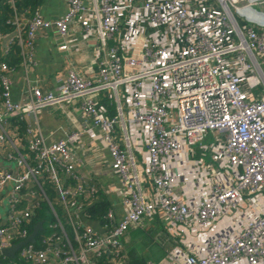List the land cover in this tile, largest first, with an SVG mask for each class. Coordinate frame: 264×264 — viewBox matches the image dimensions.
Returning a JSON list of instances; mask_svg holds the SVG:
<instances>
[{
    "label": "built area",
    "instance_id": "2783aa9c",
    "mask_svg": "<svg viewBox=\"0 0 264 264\" xmlns=\"http://www.w3.org/2000/svg\"><path fill=\"white\" fill-rule=\"evenodd\" d=\"M7 2L0 148L14 165L0 166V191L9 187L0 254L30 236L34 186L47 176L64 220L54 210L55 237L43 248H19L16 256L31 264H128L126 233L155 219L175 241L169 264H264V0H67L54 19ZM76 23L99 70L86 78L70 65L56 89H43L28 76L37 36L53 30L66 51L76 45ZM18 51L19 64H11ZM17 67L27 74L22 100L11 92ZM105 94L116 104L113 116L99 104ZM76 103L93 126L56 141L32 137L30 128L22 136L10 123ZM86 133L108 151L120 180L119 201L100 229L85 222L100 191L73 151Z\"/></svg>",
    "mask_w": 264,
    "mask_h": 264
},
{
    "label": "crops",
    "instance_id": "0c3cea01",
    "mask_svg": "<svg viewBox=\"0 0 264 264\" xmlns=\"http://www.w3.org/2000/svg\"><path fill=\"white\" fill-rule=\"evenodd\" d=\"M67 7V0H44L38 10L45 17L54 19L63 15L67 11ZM70 34L76 45L66 51L60 49L63 39L53 30H43L37 36L33 64L28 76L34 83L38 82L43 89H56L70 65H73L86 78H93L99 70L94 46L85 40L82 26L79 23L72 25ZM12 59L16 62V65L19 64L21 60L19 51ZM16 70L12 75L11 92L15 100H22L27 95V74L21 67H17ZM100 97L99 104L102 99L110 98L109 94ZM110 99L116 114V104L112 98ZM22 121L25 123V129H31L32 137L42 134L49 142L65 138L66 134L73 131L93 126L91 119H88L81 112L79 103L43 108L36 114H28ZM73 151L80 160L78 170L84 178L97 186L100 193L104 195H106V190L116 188L113 193L107 196L112 203L119 201L117 190H120V180L111 170V158L108 151L87 133L76 140ZM7 155L8 150L0 148V162L3 163ZM8 192L9 187L0 191V220H3L6 215L9 204ZM156 221L159 220H146L140 226L131 227V230L123 239L128 248L130 246L135 248L141 256L142 253L147 255L142 264H158L162 260L168 262V252L175 245V241L167 234L164 225L161 223L163 228L160 229L158 227L160 225ZM85 222L100 229V223L97 221L92 222L85 217ZM147 230H153L154 234L147 237L149 241L148 248L142 251V240L146 238L143 234ZM127 246L126 251L128 250Z\"/></svg>",
    "mask_w": 264,
    "mask_h": 264
},
{
    "label": "trees",
    "instance_id": "16d2710c",
    "mask_svg": "<svg viewBox=\"0 0 264 264\" xmlns=\"http://www.w3.org/2000/svg\"><path fill=\"white\" fill-rule=\"evenodd\" d=\"M43 1L44 0H16V7L18 11L21 13L29 12V14H33L42 5ZM11 15H12V9L9 3L7 2V0H0V26L4 31L10 30V26L7 23V20L11 17ZM10 63L15 64L16 62L13 59H11ZM110 100H111L110 98H104L100 101V104L106 107L110 116H113L115 114L114 105L111 103ZM10 123L12 125L19 126L18 129L20 134L22 136L25 135L26 129L24 128L25 123L23 121L17 120L16 118H11ZM24 143L26 144L25 140ZM24 151L26 152V150ZM27 155H29L30 159H32V163L35 162L33 161L34 160L33 154L29 153ZM3 163L6 167H11L14 165L13 162L8 161L6 159L3 160ZM34 189L39 192L38 206L33 209L30 222L27 224V228L29 233L31 234L34 231L35 226L39 222H43V228L37 233V235L35 236V240L33 242L37 248H43L45 247L44 240L55 237V235L59 231V228L55 226L58 222V219L54 214V210L59 215V217L64 220L63 208L59 205L58 193L56 191V188L47 176H45L40 181V186L35 185ZM23 192L24 193L26 192V188L23 189ZM98 197L99 198L97 200L91 202V204H89L85 209V214L87 215V218L92 222L100 221V219H102L103 215L112 205L111 199L107 195L101 194L99 192ZM27 200H28L27 198L26 199L24 198L22 203L27 202ZM24 205L25 204H23V206ZM156 223L160 225L158 226L160 229L163 228L161 222L156 221ZM130 230L131 228L128 230V232ZM128 232L126 233V235L128 234ZM144 232H145L143 234L144 237H150L151 234H154L153 230H147ZM14 242H19V240H14ZM123 244H124V248H126L127 243H125L124 240H123ZM125 253L127 256L128 264H142L143 260L147 258L146 257L147 255L141 256L135 250V248H131V246L128 248L127 251L125 249ZM0 264H31V263L17 256H15V258H9L3 254H0Z\"/></svg>",
    "mask_w": 264,
    "mask_h": 264
},
{
    "label": "water",
    "instance_id": "95a60500",
    "mask_svg": "<svg viewBox=\"0 0 264 264\" xmlns=\"http://www.w3.org/2000/svg\"><path fill=\"white\" fill-rule=\"evenodd\" d=\"M0 166H5L4 163L0 162ZM43 228V222H39L36 226L34 231L30 234V236L28 237V239L17 243L7 249L2 250V254L9 257V258H15L17 251L19 250V248L24 245L25 243L28 242H34L35 240V236L37 235V233L42 230Z\"/></svg>",
    "mask_w": 264,
    "mask_h": 264
},
{
    "label": "rangeland",
    "instance_id": "374dc122",
    "mask_svg": "<svg viewBox=\"0 0 264 264\" xmlns=\"http://www.w3.org/2000/svg\"><path fill=\"white\" fill-rule=\"evenodd\" d=\"M55 201V200H54ZM160 241H161V238H160ZM151 242V241H150ZM153 242V241H152ZM149 243V241H148V238L146 237V238H144L143 240H142V251H145L147 248H148V244ZM142 256H145V254L144 253H142ZM158 264H169L168 262H166L165 260H162L160 263H158Z\"/></svg>",
    "mask_w": 264,
    "mask_h": 264
}]
</instances>
